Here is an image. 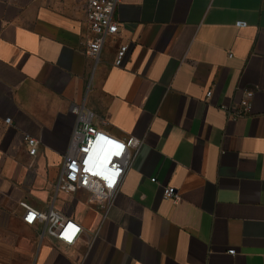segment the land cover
Masks as SVG:
<instances>
[{
	"label": "crops",
	"instance_id": "obj_1",
	"mask_svg": "<svg viewBox=\"0 0 264 264\" xmlns=\"http://www.w3.org/2000/svg\"><path fill=\"white\" fill-rule=\"evenodd\" d=\"M115 20L95 64L81 3L0 0V264H264V0H120ZM246 100V118L223 110ZM74 106L144 141L108 212L56 190ZM21 203L83 233L50 238Z\"/></svg>",
	"mask_w": 264,
	"mask_h": 264
},
{
	"label": "built area",
	"instance_id": "obj_2",
	"mask_svg": "<svg viewBox=\"0 0 264 264\" xmlns=\"http://www.w3.org/2000/svg\"><path fill=\"white\" fill-rule=\"evenodd\" d=\"M76 1L83 5L86 24L93 35L86 44V54L97 64L108 40L116 38L119 34L115 14L120 0ZM236 26L246 28L247 24L238 22ZM130 48V44L119 47L115 59L116 67H124ZM212 95V91L208 92L207 98H211ZM223 110L227 111L232 119L246 118L252 112V104L246 100L241 106L224 107ZM73 113L78 118V124L72 136L70 150L65 156L56 190L68 194H75L80 190L87 191L91 196V202L108 212L113 207L122 180L132 168L144 141L135 137L120 139L96 127L95 115L85 106H74ZM6 122L10 123L11 120ZM25 141L30 155L35 156L38 142L28 136ZM107 156L114 158V163L109 166L104 164ZM152 182L156 183L157 179H152ZM163 195L165 200L176 204L182 199L179 190L174 187H166ZM21 206L25 212L23 221L31 226L36 223L43 224L44 234L50 238L74 245L83 233L81 226L54 208L41 212L27 203H21ZM229 254L235 256L237 251L232 249Z\"/></svg>",
	"mask_w": 264,
	"mask_h": 264
},
{
	"label": "clouds",
	"instance_id": "obj_3",
	"mask_svg": "<svg viewBox=\"0 0 264 264\" xmlns=\"http://www.w3.org/2000/svg\"><path fill=\"white\" fill-rule=\"evenodd\" d=\"M112 163H114V158L111 157V156H107L105 159H104V164L105 166H109L111 165Z\"/></svg>",
	"mask_w": 264,
	"mask_h": 264
}]
</instances>
